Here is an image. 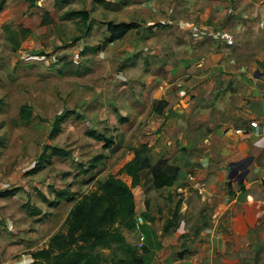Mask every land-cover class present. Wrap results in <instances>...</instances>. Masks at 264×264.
Returning <instances> with one entry per match:
<instances>
[{
	"label": "rangeland",
	"instance_id": "rangeland-1",
	"mask_svg": "<svg viewBox=\"0 0 264 264\" xmlns=\"http://www.w3.org/2000/svg\"><path fill=\"white\" fill-rule=\"evenodd\" d=\"M11 1L3 8L4 0H0V193L14 189V194L0 196V218L8 214L18 216L17 211L29 200L45 211L40 220L53 223L50 225L54 234L62 227L76 199L96 191L106 175H113L123 163L131 160L137 145L148 146L151 164L186 148L193 153V164L179 172L172 186L153 188L149 168L141 172L139 184L132 188L136 226L132 230L123 229V234L142 264H264V201L258 205L254 203L247 195L251 190L246 187L249 179L244 178L238 184L240 173L230 178L231 169L223 168L226 163L220 164L218 146L212 141L215 137L213 127L205 133L192 127L184 136L175 138L165 124L147 130L130 124L124 126L117 114L90 110L110 105L108 98L114 90L113 85L98 76L109 78L112 66L109 64L103 70L102 65L95 66V62L90 66L87 62L90 74L76 75L82 70L80 63H76L92 52L109 48L114 57L118 55V49L112 50L115 48L113 42L110 44L106 40L110 34L108 28L102 26L109 19L113 23L137 25L125 33V41L143 33L165 37L166 26L172 23L184 29L192 28L194 32L202 28L209 33H219L222 31L219 28L224 29L223 25L233 18V22L240 25L252 24L253 20L261 24L264 38L261 19L264 17L251 20L248 8L239 10L240 0H90V3L42 0L26 19L27 8L30 9L27 3ZM85 5L90 8V16L98 21V24L93 23L91 31L80 16L77 20L78 17L66 15L84 10ZM38 10L48 15L39 21ZM153 23L159 24L158 31L152 30ZM230 32L231 37L222 34L229 36V40H236L232 36L235 30ZM171 36L167 33L166 38ZM256 38L255 34L251 40ZM236 45L238 47L239 43ZM87 51L91 52L85 54ZM231 52L233 50L227 51L226 56ZM166 55H162L163 60ZM146 57L151 59L149 55ZM138 63L131 66L134 68L127 85H133ZM182 81L183 78L176 83H185ZM23 105L31 113V122L26 123L18 117ZM173 106L170 115L181 118L185 113L183 104L178 102ZM80 109L78 115L74 113L61 121L59 131L50 135L57 115ZM164 117L171 122L168 114ZM91 131L108 136L113 146L104 148L103 142L91 137ZM44 145L64 149L70 155L55 157L49 149L44 150ZM93 164L97 167L92 173L83 172ZM215 164L222 167L215 168ZM35 169L39 171L34 174L31 171ZM263 177L261 174L256 180L258 190H251L254 198L264 197L259 194H264ZM129 182L126 180L127 184ZM63 188H70L71 199L67 195L50 208L37 195L44 193L52 199V193L63 192ZM46 245L43 243L39 248ZM102 252L110 254L109 250Z\"/></svg>",
	"mask_w": 264,
	"mask_h": 264
},
{
	"label": "crops",
	"instance_id": "crops-1",
	"mask_svg": "<svg viewBox=\"0 0 264 264\" xmlns=\"http://www.w3.org/2000/svg\"><path fill=\"white\" fill-rule=\"evenodd\" d=\"M40 1L42 0H35L31 5L30 0H24L23 5L27 3V6L30 7V9L27 8L26 19L31 14V9L39 5ZM85 2L90 3V0H85ZM9 3L12 1L4 0L3 8L7 7ZM239 4L241 5L238 6L240 11L248 8L251 20L254 17L256 19L264 17V0H240ZM85 7L84 10L88 13L87 25L91 31L95 25L93 23L97 22L98 24V21L95 22V19L90 16L89 6L85 5ZM9 9H12L11 5ZM11 12L10 14H12ZM47 15L46 11L41 13L38 10L39 21L42 20V16ZM261 19L264 21V18ZM77 20L80 18L78 17ZM233 20L234 18L224 24V29L219 28L222 30L221 32L218 30L219 33L211 32V34L202 28H198V31L194 32L192 28L188 30L172 23L171 27L166 26V35L167 33H170V36L173 34L168 38L166 35L165 37L159 35L154 37V34L143 33L142 36L135 35L134 39L124 41L123 36L114 40L115 42L112 41L113 44L110 43L115 46L112 50L118 49L119 51L116 57L108 51L109 48L95 54L87 51L85 54L90 53L87 58H82L76 63V65L80 63L82 68L81 72L76 75L90 74L87 62L90 63V66L91 63L96 62L95 66L102 65L103 70H106L109 64L112 66L113 73L108 75L109 78L104 75L98 76V79L102 77L103 82L108 80L113 85L114 90L111 91L110 98H108L110 105L106 106L108 108L91 107L90 110L117 114V118L123 122L124 126L130 124L138 128L144 127L147 130L148 128H159L165 124L166 130L173 131L175 138L184 136L187 130L192 127L199 133H205L213 127L215 137L212 141L218 146L216 152L219 158H216L220 164L226 163L223 168L227 166L231 169V164L245 162L246 164L242 165L243 169L238 170V173L246 171L241 180L249 179L246 183L247 189L255 190L257 188L258 190L256 180L261 174L264 176V68L261 67L264 65V38L261 35L263 27L254 20L252 24L247 22L244 25H242L243 23L237 24V21L233 22ZM110 21L113 22L109 19L108 22ZM108 22L102 25L105 29H107ZM114 23L117 22L114 21ZM159 24L164 23L159 21ZM159 24L155 23L152 30L158 31L157 25ZM231 30H235V34L232 36L236 37V40L227 39L229 36L231 37ZM103 32L104 30H102ZM222 32L229 36L226 37ZM255 34L258 38L251 40ZM236 43H239L238 47ZM132 50L141 54L136 55ZM232 50L233 52L226 56V52ZM161 54H167L166 63V59L163 60ZM147 55L153 61L148 60ZM111 56L113 59H110ZM73 57L79 59L77 56L73 55ZM130 60L135 61L128 64ZM137 63L138 66L134 70L138 74L134 77V83L132 86L127 85L131 80L129 75L134 68L131 66H136ZM148 65L150 70H148ZM181 78L185 83H176L180 82ZM178 102L183 104L185 111L181 118L170 115L171 111H169ZM78 111L81 109L70 111L72 112L70 115L74 113L78 115ZM167 114L170 123L168 118L166 120L164 117ZM252 122H255L257 127H252ZM173 126L175 128H172ZM201 139L207 141L206 137H201ZM101 142H103L104 148H109L105 146L104 141ZM69 155L68 152L66 156H53L67 157ZM124 164L113 175H123L125 181L123 177L122 180L126 182V180L130 181V178L125 173H119ZM96 167L97 165L93 164L83 172L92 173ZM214 167L222 166L215 164ZM38 171L39 169L31 172L35 174ZM240 182L238 181V184ZM69 189L63 188V192L58 193L54 191L52 199H49L44 193L37 195L40 201L50 208L56 206L58 200L65 196L67 198V195H69L68 199H71ZM251 190L247 195L253 199L254 203L258 205V202L264 201V197L254 198V193H252L254 191L251 192ZM259 194L264 196L262 193ZM22 205L24 206H22V210L17 211L19 212L18 216L13 217L8 214L0 218V264L29 263L31 253L43 243H47L53 234L51 225L54 224L47 220H40L45 211L39 204L33 205L32 202L26 200ZM247 205L249 207V204ZM9 217H13L11 221H9ZM138 218L143 220L141 216Z\"/></svg>",
	"mask_w": 264,
	"mask_h": 264
},
{
	"label": "trees",
	"instance_id": "trees-1",
	"mask_svg": "<svg viewBox=\"0 0 264 264\" xmlns=\"http://www.w3.org/2000/svg\"><path fill=\"white\" fill-rule=\"evenodd\" d=\"M34 1L30 0L31 5ZM66 15L80 16L83 22L88 19L86 10L71 11ZM132 26L136 24L108 22L110 34L107 42L123 37ZM71 113L66 111L55 117L51 136L59 130L60 122ZM19 118L26 123L31 122L32 117L27 106L20 107ZM89 134L95 140L104 141L106 147L113 146L110 138L93 131ZM45 149H49L53 155H68L67 151L53 146L45 145ZM42 157L46 161L45 156ZM193 160L191 151L180 148L169 158H161L151 164L148 146L137 145L133 149L131 160L119 171L130 178V184L116 175H108L96 191L78 197L62 227L48 239L45 247L31 253V261L26 264H142V259L123 234V229L132 230L136 226L132 188L139 184L141 172L149 168L153 188L170 187L181 170L192 166ZM12 194L14 189L3 191L0 196ZM104 250H109L110 254H104Z\"/></svg>",
	"mask_w": 264,
	"mask_h": 264
},
{
	"label": "water",
	"instance_id": "water-1",
	"mask_svg": "<svg viewBox=\"0 0 264 264\" xmlns=\"http://www.w3.org/2000/svg\"><path fill=\"white\" fill-rule=\"evenodd\" d=\"M245 164H246L245 162H241V163H233V164H231V170H232L231 174L234 173V171H233V167H235L236 165H243V166H244ZM245 173H246V171L240 173L239 178H238V181H239V182H240L241 179L244 177ZM231 174H230V178L233 177ZM261 183H262V185L264 186V177L261 179Z\"/></svg>",
	"mask_w": 264,
	"mask_h": 264
},
{
	"label": "flooded vegetation",
	"instance_id": "flooded-vegetation-1",
	"mask_svg": "<svg viewBox=\"0 0 264 264\" xmlns=\"http://www.w3.org/2000/svg\"><path fill=\"white\" fill-rule=\"evenodd\" d=\"M240 169H243L242 165H236L235 167H233L234 173H232L231 175L235 176L238 173V170H240Z\"/></svg>",
	"mask_w": 264,
	"mask_h": 264
},
{
	"label": "built area",
	"instance_id": "built-area-1",
	"mask_svg": "<svg viewBox=\"0 0 264 264\" xmlns=\"http://www.w3.org/2000/svg\"><path fill=\"white\" fill-rule=\"evenodd\" d=\"M251 126H252V127H257V124H256L255 122H252V123H251Z\"/></svg>",
	"mask_w": 264,
	"mask_h": 264
}]
</instances>
